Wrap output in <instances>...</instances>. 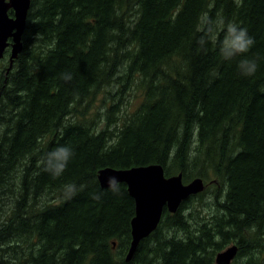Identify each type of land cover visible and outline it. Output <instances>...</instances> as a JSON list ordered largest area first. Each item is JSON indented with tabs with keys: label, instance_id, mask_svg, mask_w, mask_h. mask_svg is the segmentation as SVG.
Wrapping results in <instances>:
<instances>
[{
	"label": "trees",
	"instance_id": "trees-1",
	"mask_svg": "<svg viewBox=\"0 0 264 264\" xmlns=\"http://www.w3.org/2000/svg\"><path fill=\"white\" fill-rule=\"evenodd\" d=\"M221 20L254 38V76L223 59ZM22 43L0 74V264H214L228 245L230 264H264V0H30ZM59 145L75 155L54 177ZM151 164L215 181L220 213L184 216L201 195L164 209L127 262L134 201L97 173Z\"/></svg>",
	"mask_w": 264,
	"mask_h": 264
},
{
	"label": "water",
	"instance_id": "water-1",
	"mask_svg": "<svg viewBox=\"0 0 264 264\" xmlns=\"http://www.w3.org/2000/svg\"><path fill=\"white\" fill-rule=\"evenodd\" d=\"M29 9L30 0H0V60L9 47V69L23 49L22 36ZM10 10L12 16L8 14ZM109 177H115L120 184H124L134 201V217L130 222L131 243L125 258L127 262L132 259L139 243L155 231L164 209L170 214L176 213L182 202L204 188L199 178L183 184L180 174L165 177L163 168L157 164L130 169H101L97 173L101 188L109 189ZM236 253V245L227 247L216 255L215 264H230Z\"/></svg>",
	"mask_w": 264,
	"mask_h": 264
},
{
	"label": "clouds",
	"instance_id": "clouds-1",
	"mask_svg": "<svg viewBox=\"0 0 264 264\" xmlns=\"http://www.w3.org/2000/svg\"><path fill=\"white\" fill-rule=\"evenodd\" d=\"M213 30L219 33L216 44L219 51L225 60H232L237 56L242 57L238 61V69L243 76H254L258 69V58H249L245 54L254 46L255 40L249 35L247 28L239 25L236 22H228L221 20L213 26ZM203 46L204 41H201ZM62 78L66 81L71 80V75L62 73ZM75 153L68 145H59L46 153L41 160V166L44 171L50 173L54 177L60 176L67 168L69 162L74 157ZM109 189L115 193H120V183L115 177H109L107 181ZM84 186L78 189L75 184H68L64 187V196L66 199H71ZM92 198L100 199V194L93 193Z\"/></svg>",
	"mask_w": 264,
	"mask_h": 264
},
{
	"label": "rangeland",
	"instance_id": "rangeland-1",
	"mask_svg": "<svg viewBox=\"0 0 264 264\" xmlns=\"http://www.w3.org/2000/svg\"><path fill=\"white\" fill-rule=\"evenodd\" d=\"M10 50H8V52L5 54L4 58L0 61V74H2L5 70L10 71L9 67H8V57L10 55L9 53ZM8 56V57H7ZM14 66V65H13ZM8 67V68H7ZM124 103V102H123ZM110 104V101H109V97L107 96L106 97V102H105V105H103V108L107 105ZM136 104V101L133 100L132 102L131 101H128V105H127V110H132V108L134 107V105ZM123 105V104H122ZM122 105H121V111L123 110L124 112H127L125 111L123 108H122ZM103 109H101L100 111H102ZM91 115V114H90ZM98 126H101L102 125V121L99 122L97 124ZM194 147V145H193ZM189 182V181H188ZM216 182L215 181H212V180H208V182H203V190L198 193V194H195L193 196L197 197V195H201L200 198H195L191 204L189 205L188 207V211H186L184 213V216H188L189 214H191V216H193V218H199V217H206L208 216L209 214H219L220 212H217L215 206L214 205V198L215 196H213V193L211 191V189L209 187H206V186H211V185H214ZM216 185V184H215ZM191 196V197H193ZM190 198V197H189ZM178 211V210H177ZM175 214V213H174ZM191 217V222H190V233H189V237H192L193 233H196L195 232V229L197 227V225L194 224V219ZM172 226H167L165 228V230L163 231L165 233V240L167 239V234H172L173 232V229L170 230ZM178 232V231H177ZM191 234V235H190ZM186 236V234L184 232H178L176 234V238H184ZM230 245H228L227 247H229ZM224 250V249H223ZM222 250V251H223ZM264 251V250H263ZM257 253V252H256ZM261 253V251L259 252ZM255 256V254H254ZM253 256V257H254ZM216 257V256H215ZM240 261V259H239Z\"/></svg>",
	"mask_w": 264,
	"mask_h": 264
},
{
	"label": "bare ground",
	"instance_id": "bare-ground-1",
	"mask_svg": "<svg viewBox=\"0 0 264 264\" xmlns=\"http://www.w3.org/2000/svg\"><path fill=\"white\" fill-rule=\"evenodd\" d=\"M8 57V56H7ZM9 65V64H8ZM108 180V179H107ZM146 239V238H145ZM144 240V239H143Z\"/></svg>",
	"mask_w": 264,
	"mask_h": 264
}]
</instances>
